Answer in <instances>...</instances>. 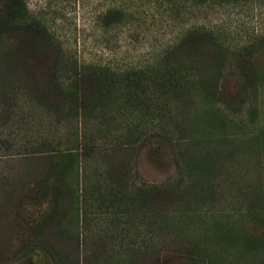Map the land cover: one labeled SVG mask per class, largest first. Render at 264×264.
I'll use <instances>...</instances> for the list:
<instances>
[{
    "label": "rangeland",
    "instance_id": "obj_1",
    "mask_svg": "<svg viewBox=\"0 0 264 264\" xmlns=\"http://www.w3.org/2000/svg\"><path fill=\"white\" fill-rule=\"evenodd\" d=\"M24 1L22 23H36L46 35L21 29L0 36V264H54L44 246L33 244L28 223V212L43 206L31 203L29 191L47 173L54 149L57 171L72 165L65 176L79 201L74 216L85 208L80 186L101 184L120 156L133 162L137 181L161 187L160 210L167 209L164 189L176 187L181 210L190 204L208 226L193 223L190 241L184 235L172 242L161 230L165 218L145 229L140 217L90 206V217L74 229L84 239L79 252H100L103 260L116 252L105 242L118 234L159 245L149 251L159 252L158 264H264V0ZM198 28L213 31L223 46L207 76L182 69L186 91L178 97L158 86H131L132 70L155 65L148 71L155 77L157 62L173 60L164 56L168 47L193 43L185 34ZM194 52L186 53L191 66L210 63ZM88 65L114 71L105 77L113 88L101 85L100 100L75 112L56 98L53 79L64 86L74 67ZM135 94L141 103L129 98ZM80 143L106 152L82 160L69 150ZM179 176L181 184L171 185ZM48 240L72 252L62 235Z\"/></svg>",
    "mask_w": 264,
    "mask_h": 264
},
{
    "label": "trees",
    "instance_id": "obj_2",
    "mask_svg": "<svg viewBox=\"0 0 264 264\" xmlns=\"http://www.w3.org/2000/svg\"><path fill=\"white\" fill-rule=\"evenodd\" d=\"M26 13L27 9L24 0H0V36L11 31L17 32L21 29V31L28 30V32L32 36H36V38L37 34L46 35L44 29L39 28L36 23H22ZM187 37L189 39L192 38L191 40L193 43L189 42L186 45H191L192 47H186V45H184L185 39H182L179 44L170 45L164 56L166 58H173V60H167L161 63L157 62L156 66H159L160 69L156 71L155 74L157 75H155V77L148 73V71H152L155 65L151 68L149 66H144L132 70V72L129 71L131 75H134V77L130 78L134 81V84H131V86L134 85L133 87L136 91L139 87L140 89H147L149 86H158V90H161L165 96L178 97L181 93L186 91L185 86L187 78L185 79V72L182 69L190 71L192 67L200 76H207L210 69L218 62V55L223 47L222 42L214 37L213 31L206 29H194V31L185 34V38ZM48 40L49 39H47V41ZM194 48L195 55L205 59H211L210 63H204L203 67L199 68L198 66V69L194 65L191 66L189 62L186 61L189 58L186 53L191 54ZM236 54V56H242L244 53L239 51ZM213 60H216L215 64L211 63ZM72 72L73 77L71 82L61 86L58 83H54L55 81L53 79L52 89L56 91L57 99L62 98V100H60L61 102H65V104L69 106L78 107H75V112H79V107L86 109L90 106H94L95 102L100 100L101 94L99 95L98 90H101V85H105L106 91H110V89L113 88V78H105L107 75L115 73L110 68L101 66L92 67L88 65L82 68L74 67ZM129 72L128 75L130 74ZM130 90L129 86H127V91L130 92ZM130 97H134L135 100H140L139 103L142 101L141 97L137 94L129 96V98ZM108 149L110 148H107V150ZM69 150L75 151L76 154L78 153L82 160L83 157L85 158L87 154L95 150L97 152L105 151V149L100 148V145H94L93 143L83 145L80 143L79 146L77 144L76 147ZM58 151L59 150L55 151L54 149V151L49 154L48 158L49 163L51 161V165L48 166L47 173L33 185L28 195L32 204L39 205V203L43 201L42 209L33 210L32 213L28 212V223L31 232H35L33 236L37 238L33 241V244L44 246L46 250H48V254L54 264H141L145 260H147L148 264L159 263V252H149L155 251V249L159 251L161 248L159 245H156L150 239H142L139 242L133 239L125 240L124 237H119L120 239H118L115 237L118 234L110 236L108 241L105 242L113 246L116 252H107L108 256L103 260H99L98 253L100 252H79L80 245L84 239L81 240L80 234L74 229L75 227L81 228L83 220L85 221L90 217L91 209H88L90 206H94L102 212L109 211V209L119 213L123 211L128 218H130L131 215L138 218L140 217V223L143 224L145 229H151L152 226L160 227V224L154 221L157 216L161 220L165 218V225L162 226L161 230L164 229L163 232H166L169 236L168 238L173 239L171 240L172 242L178 241L179 238L182 239L181 237L184 235L185 239H187L186 241H190L189 238L194 235V229H192L193 223H199L198 225L203 224L201 228L207 231L208 226L205 225L203 216L195 208L189 206L190 201L188 202V200L186 201V198H184L186 201L185 204L189 205L184 206L185 208H182V210V206L175 202L172 195H175L174 191L176 187L170 188L169 191L164 189L166 190L165 207L167 209L165 211L160 210V208L163 207L159 200L161 187L149 185L144 181H137V179L139 180V176L134 164H132L133 162L127 161L125 158L120 159V156L114 158L117 161L106 169V179L103 182L101 181V184L96 183L90 188L86 187L87 183L82 184V187L80 186V206L84 205L85 208L81 212V218L78 217V215L74 216L73 201L77 204L79 201L78 199H74L76 190L74 192L71 186L67 184L65 176V172L70 170L72 165L70 166L69 164L67 169L65 166H62L63 168L57 171L56 166L58 161H55L54 158H56L55 154H57ZM63 152L64 151L59 153ZM53 160L56 163L53 162ZM129 175L132 176L131 179L128 178ZM126 180L130 181L129 190L126 187L127 190H124L125 188L123 187V183H125ZM131 180L133 181L131 182ZM182 180V176H179L170 184H181ZM190 184L192 183L189 182L186 186L187 193L191 186ZM100 188L101 190H106L107 193L104 195ZM76 212L78 213V209ZM74 224L76 225L74 226ZM71 228H73V232ZM135 230L137 231V228ZM197 232L198 231H196V233ZM50 233L59 236L62 235L64 238H67L68 242L71 244L70 247L72 252H64L55 247L50 240H48ZM204 240L205 239H203V241ZM123 241L125 242L124 244H122ZM204 245L206 246L205 241ZM115 246H117V248H115ZM30 247H32V245L28 248ZM81 253L83 257H81Z\"/></svg>",
    "mask_w": 264,
    "mask_h": 264
}]
</instances>
